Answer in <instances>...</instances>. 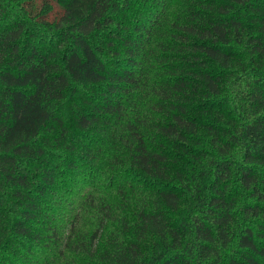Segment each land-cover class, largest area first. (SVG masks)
Wrapping results in <instances>:
<instances>
[{
  "label": "trees",
  "instance_id": "16d2710c",
  "mask_svg": "<svg viewBox=\"0 0 264 264\" xmlns=\"http://www.w3.org/2000/svg\"><path fill=\"white\" fill-rule=\"evenodd\" d=\"M0 264H264V0H0Z\"/></svg>",
  "mask_w": 264,
  "mask_h": 264
}]
</instances>
